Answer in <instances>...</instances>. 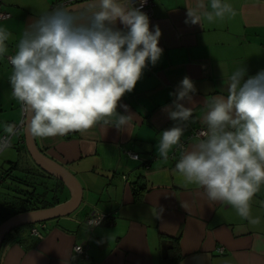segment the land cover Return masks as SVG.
I'll return each instance as SVG.
<instances>
[{"label":"crops","instance_id":"1","mask_svg":"<svg viewBox=\"0 0 264 264\" xmlns=\"http://www.w3.org/2000/svg\"><path fill=\"white\" fill-rule=\"evenodd\" d=\"M58 1L0 0V12L8 14L0 25L13 34L9 55L25 26ZM228 2L232 15L193 25L184 22L193 0L154 1L150 29L159 26L163 53L118 102L117 112L133 116L130 128L95 126L34 137L40 151L76 177L82 200L66 216L11 231L1 245L0 264H264V185L250 201L252 216L260 217L252 225L225 203L210 205L202 190L185 187L174 171L181 152L196 139L191 131L206 129L205 100L219 94L237 68L244 66L248 75L264 69V0ZM10 74L7 59L0 60V125L22 117L21 104L11 94ZM185 76L196 89L192 101L183 102L193 108V118L181 138L183 149L175 147L164 160L156 148L158 135L175 123L165 106L171 105L175 97L169 94ZM121 104L128 106L127 112ZM0 194L2 204L11 191L0 187ZM61 194V202L70 197L65 186ZM93 212L108 217L89 227L86 219ZM32 229L41 236L32 235ZM81 243L88 259L72 260L74 245Z\"/></svg>","mask_w":264,"mask_h":264},{"label":"clouds","instance_id":"2","mask_svg":"<svg viewBox=\"0 0 264 264\" xmlns=\"http://www.w3.org/2000/svg\"><path fill=\"white\" fill-rule=\"evenodd\" d=\"M50 8L25 26L9 55L12 33L0 25V60L11 66V94L30 113L26 130L33 137L64 136L95 126L127 129L132 115L117 112L118 102L131 93L148 65L155 66L163 49L161 30L142 11L145 0H79ZM234 12L228 0H193L185 24L213 23ZM219 94L203 104V136L181 152L174 165L185 187L195 185L211 205L225 203L252 225L250 201L264 185V69L248 75L242 66L223 81ZM196 91L185 76L165 106L174 126L159 133V156L181 145L193 118ZM125 112L127 105H119ZM0 154L17 135L14 124L0 125ZM97 224H90L95 226Z\"/></svg>","mask_w":264,"mask_h":264},{"label":"water","instance_id":"3","mask_svg":"<svg viewBox=\"0 0 264 264\" xmlns=\"http://www.w3.org/2000/svg\"><path fill=\"white\" fill-rule=\"evenodd\" d=\"M79 8L80 3H75L67 7ZM30 119V113L26 112L24 121V144L26 151L33 163L47 175L59 180L69 191L70 197L64 202L57 203L47 208H40L31 211H25L8 217L0 223V248L5 237L13 230L19 227L34 225L73 212L82 200V186L76 177L62 165L47 157L36 146L35 138L26 130L27 120Z\"/></svg>","mask_w":264,"mask_h":264},{"label":"trees","instance_id":"4","mask_svg":"<svg viewBox=\"0 0 264 264\" xmlns=\"http://www.w3.org/2000/svg\"><path fill=\"white\" fill-rule=\"evenodd\" d=\"M21 144L24 145V142H22ZM34 166L39 171V173H42V175H38L37 173H35L39 178L41 177L51 179L53 183L49 186L45 185L43 182L39 183L38 181L36 183H28L22 178L11 177L10 175H8V172H6V176H10L12 181L15 180L22 183L25 188H19L12 184L7 187L8 190L11 191V194H7V200L0 204V209L2 210V215L0 218L1 222L15 214L40 208H47L61 202L58 199V195L62 193L64 185L59 180L41 171L35 164ZM26 173H29V171H26ZM3 181V177L0 176V183H2ZM38 186H40L41 188L38 189Z\"/></svg>","mask_w":264,"mask_h":264},{"label":"rangeland","instance_id":"5","mask_svg":"<svg viewBox=\"0 0 264 264\" xmlns=\"http://www.w3.org/2000/svg\"><path fill=\"white\" fill-rule=\"evenodd\" d=\"M33 161L29 157L25 144H20L17 141V138L14 137L11 142V147L7 149L3 154H0V176L3 177L4 181L0 183V187L3 189L8 187L9 185H15L16 187L19 188H25V186L17 181H12L11 177H19L24 179L25 181L29 182H34L36 183L37 181L43 182L45 185L49 186L53 182L51 179H46V178H39L35 173L38 175H42V173H39V171L36 169L34 164L32 163ZM11 168V169H9ZM26 171H29V173H26ZM10 175L9 177L6 176L5 174ZM41 187L38 186V189ZM39 191V190H38ZM2 195L0 194V203H1V197ZM64 195L59 194L58 199L60 201L64 200ZM46 222H50L46 221Z\"/></svg>","mask_w":264,"mask_h":264},{"label":"built area","instance_id":"6","mask_svg":"<svg viewBox=\"0 0 264 264\" xmlns=\"http://www.w3.org/2000/svg\"><path fill=\"white\" fill-rule=\"evenodd\" d=\"M154 1L155 0H145V3L143 4L142 11L145 12L148 15V17L151 14L152 8L154 6ZM138 2H139V0H137V5H138ZM61 3H64L65 6H70L72 4L79 3V0H59L56 4H54L52 6V8L56 7L58 4H61ZM6 17H8L7 13L0 12V19L6 18ZM21 112H22L21 119L16 123H11V124H14L16 126L17 135H15L14 137L17 138V141L20 144L22 142H24L23 130H24L25 115H26V112L24 111L22 105H21ZM205 132H206V129H204V128H194L190 133V137L197 138V137L203 136L205 134ZM2 135H4V133L0 134V136H2ZM14 137L11 138V142H12V139ZM184 146H185V143L183 141H181V145L178 147L183 149ZM129 157H131L134 160L138 159V155L134 154V153H129ZM107 217H108V215H106V214L93 212L87 217L86 224L88 226L90 224H97L95 226H89V227H96V226L100 225ZM31 233L37 237L41 236L36 229H32ZM217 251H218V253L223 252L222 248H219ZM71 258H72V260L88 259V254L86 252V245L84 243L74 245V247L72 249Z\"/></svg>","mask_w":264,"mask_h":264}]
</instances>
